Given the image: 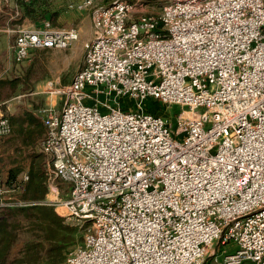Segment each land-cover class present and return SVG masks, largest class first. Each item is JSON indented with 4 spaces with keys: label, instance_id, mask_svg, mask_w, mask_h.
<instances>
[{
    "label": "built area",
    "instance_id": "obj_1",
    "mask_svg": "<svg viewBox=\"0 0 264 264\" xmlns=\"http://www.w3.org/2000/svg\"><path fill=\"white\" fill-rule=\"evenodd\" d=\"M67 7L90 13L92 39L68 85L46 82L60 109L38 110L53 197L0 207L81 222L64 264H264V0H169L157 16L127 0ZM14 35L15 65L79 38L49 22ZM147 99L179 107L174 123ZM11 132L0 115V138Z\"/></svg>",
    "mask_w": 264,
    "mask_h": 264
},
{
    "label": "trees",
    "instance_id": "obj_2",
    "mask_svg": "<svg viewBox=\"0 0 264 264\" xmlns=\"http://www.w3.org/2000/svg\"><path fill=\"white\" fill-rule=\"evenodd\" d=\"M15 2L23 16L12 25H20L25 17L34 22L44 20V12L34 9L40 6L39 0H31L30 3L24 0ZM32 69L33 65H30L25 70L23 81H0V86L15 88L17 83L32 80ZM26 116L32 125L27 141L24 142L27 149L20 150L16 159L6 163L2 161L0 164V181L2 175L3 186L7 191L13 192L6 202L32 204L44 200L47 194V176L43 169L44 156L35 154L44 137V131L35 118L29 114ZM9 122L11 127L14 126L16 135H24L22 118H12ZM22 174H26V182L21 181ZM77 229L49 206L35 204L0 207V264H64L66 252L80 240L75 237Z\"/></svg>",
    "mask_w": 264,
    "mask_h": 264
},
{
    "label": "rangeland",
    "instance_id": "obj_3",
    "mask_svg": "<svg viewBox=\"0 0 264 264\" xmlns=\"http://www.w3.org/2000/svg\"><path fill=\"white\" fill-rule=\"evenodd\" d=\"M116 0H96V5H108L111 4ZM128 2H131L133 4L137 5V12L138 15H159L162 11L163 6L168 3L169 0H127ZM77 21L75 24V27L73 28L78 32V40L73 42L72 45L67 50H44V51H37L33 52L30 60L23 63L22 66L25 68H22V66H18L16 69V72L18 70H26L30 65H33V76L32 80L30 81H24L20 86L15 88L7 87V86H0V98H9V97H15L18 96L24 92H26L29 89H32L33 81L43 80L45 82L47 81H56L61 86L68 85L70 81L72 80L74 74L81 68L83 63V57H84V48L83 44L85 41H87L92 36V27H91V21H90V13L89 12H77ZM78 22V24H77ZM14 37V34H11ZM11 64L14 65L13 62ZM23 72V71H22ZM18 84V83H17ZM17 91V92H16ZM23 100L21 97L20 99H15L13 102H17ZM118 103L121 107L125 109H130L132 111H137L135 102L121 98L118 100ZM61 103L59 102L57 104V109H60ZM143 110L147 112H155L159 116L169 119V121L174 123L173 115L179 111V107H165L164 105L153 101L151 99H147L143 101L142 104ZM35 150V149H34ZM38 152V153H37ZM35 154H41L39 147L36 149ZM44 156V155H43ZM43 169L45 171V174L47 176V194L45 197L52 198L53 195L49 193L48 185L52 181V178L50 177V166L48 164V159L44 156L43 157ZM26 174H22L20 179L22 182H26L27 180H24V176ZM3 176L1 175V197L8 198L13 195V192L7 191V189L3 186L4 180ZM54 185L58 188V198L64 200L66 198V194L68 192V187L66 184H63L61 181L55 180ZM5 199V200H6ZM45 199V198H44ZM11 204H18L21 202H10ZM58 213L64 214L65 211L58 209ZM67 222L69 224H74L77 229L76 239L77 242L71 246V248H76L81 246L83 241V234L85 226L82 225L81 222L73 219V218H66ZM68 249V250H69ZM228 252V249H225L224 247H220L217 252L218 257H222L225 253Z\"/></svg>",
    "mask_w": 264,
    "mask_h": 264
},
{
    "label": "crops",
    "instance_id": "obj_4",
    "mask_svg": "<svg viewBox=\"0 0 264 264\" xmlns=\"http://www.w3.org/2000/svg\"><path fill=\"white\" fill-rule=\"evenodd\" d=\"M24 1L26 3H30L31 0ZM39 1L40 6H37L34 9L44 12V20L34 22L25 17L20 25H12L14 22L19 20L21 16H23V12H21L15 0H0V81H23L25 69L22 70L23 72L21 70L16 72L17 67L20 65L11 64V62H13L12 44L14 41V37L11 34H14V31L19 29H35L40 27L44 22H49L52 27L54 26L56 29H74L73 26L75 27L77 21V12L68 10L67 7L68 3L73 0ZM91 39L92 36L87 41H85V43L90 42ZM22 68L25 67L22 66ZM17 85L20 86V83ZM44 90L45 82L43 80H34L32 89H29L18 96L10 97L9 99H0V115H5L9 119L22 118L24 126V135H16L14 133V126H12L11 134L7 137L0 138V164H2V161L3 163H6L10 160L16 159L17 155L20 154V150L27 149L24 145V142L27 141L29 136L28 134L32 130V125L27 119L26 114H29L35 118L39 123L40 128H42L44 131L38 110L45 106H57V104L60 102L58 98L48 97V95L43 94ZM20 97L23 100L13 102V100L18 98L20 99ZM2 198L4 197H1L0 195V200Z\"/></svg>",
    "mask_w": 264,
    "mask_h": 264
}]
</instances>
